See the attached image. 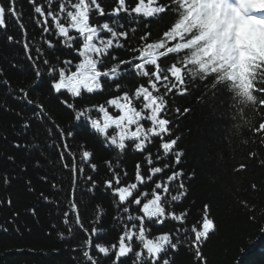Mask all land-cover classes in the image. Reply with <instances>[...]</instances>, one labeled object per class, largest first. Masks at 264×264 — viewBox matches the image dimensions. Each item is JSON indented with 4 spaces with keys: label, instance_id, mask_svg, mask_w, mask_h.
Here are the masks:
<instances>
[{
    "label": "snow or ice",
    "instance_id": "6c2138e0",
    "mask_svg": "<svg viewBox=\"0 0 264 264\" xmlns=\"http://www.w3.org/2000/svg\"><path fill=\"white\" fill-rule=\"evenodd\" d=\"M57 2L58 10H54L52 5ZM29 4L39 19L42 32H51L55 38L54 43L53 39L42 37L43 44L49 49L74 50L78 59L76 63L72 59H57L55 56L48 59L41 47L30 44L27 39L23 12L17 9V0H0V29L8 28V18L17 21L24 36L22 48L27 68L36 77L29 89L18 90L26 104L33 105V108L30 109L31 116L27 118L22 111L16 113L21 120L22 136L13 142V146L18 150L29 145L39 149L41 144L35 141L40 140L43 134L46 133L49 139L53 132L57 134L63 148L62 151L58 150L61 168L71 173L67 205L69 210L62 213V223L67 226V237L73 236L74 226L87 233V239L78 247L83 250V257L88 264H98L91 254L93 248L105 257L114 255V264H119L122 258L130 255L136 258L134 264H175V256L172 254H178L184 247L194 250L198 264H208L201 249L216 228L214 219L209 215V205H204L200 227L193 224L191 228L183 227L187 211L178 213L172 209L173 204L182 202L189 195L185 176L191 182L196 179V172L186 173L181 167L189 149L180 147L183 137L174 136L172 121L166 118L167 97L174 91L187 95L195 84L206 83L211 77L212 92L198 96L197 103H204L218 87H225L243 124L248 125L255 134L264 133V120L258 126L252 125L244 111L246 108L253 112L264 109V0H172L167 6L160 4L159 0H138L131 8L126 5V0H118L117 6L107 14L114 19L111 23L105 21L102 24L91 19L93 11L100 17L105 16V9L98 0H46V3L29 0ZM121 14L150 19L170 14L173 19L163 25L166 30L162 31V38L147 42L151 33H145L139 37L142 42L139 47L129 45L131 58L121 59L113 53L125 49L130 38V32L124 30L119 19H115ZM49 21L52 22L51 28ZM135 31L136 29L131 30L132 33ZM5 39L9 45L20 43L12 35ZM173 57L180 58L173 60ZM169 60L172 62L167 67H162V63ZM9 63L13 68L19 67L11 61ZM5 71L0 67V76ZM128 76L132 77L133 82L137 77L143 78L146 84H137L134 91L125 90L120 81ZM4 83L8 85L10 81L5 80ZM42 85L46 86L49 98L34 104L29 99L30 91L34 92ZM109 86H113L119 94L111 96L105 104L77 107L75 101L83 94L103 92ZM53 102L71 110L74 121H84L83 131L97 139L105 150L112 149L120 154L129 147H134L144 155L143 174L141 164L137 163L135 182L121 184V171L125 177L128 175L127 171L119 169L115 161L107 159L103 163L109 169L110 179L97 180L91 175L84 176V165L92 172L98 170L99 165L91 162L94 152L86 150L85 144V150L80 153L79 162L77 161V154L70 150L68 140L74 139L79 132L66 130L54 122L50 114L52 110L45 107L46 103ZM109 107L115 109L117 114L113 115ZM93 111L102 114V118H93ZM175 111L181 110L176 108ZM183 112L189 114L192 108L185 107ZM47 124L51 127H46ZM145 124L149 126L145 127ZM25 135H31L32 140L25 141ZM154 140L160 141L155 161L153 152L148 150ZM261 143L264 144V136L261 137ZM44 147L55 145L45 144ZM161 153L173 158L176 169L169 164L154 166L162 163ZM251 155L254 156L255 153ZM6 158L10 162H15L16 159L15 156ZM48 163L49 166L53 165L52 161ZM260 163L264 166V161ZM34 166L43 167L40 160H36ZM27 167L26 164L23 165L21 171H26ZM245 168L246 165L241 163L236 170L242 171ZM165 172L168 173L166 179L154 181L155 176ZM81 176L87 182L89 193L95 195L98 189L103 188L116 198L115 206L120 213L118 219L123 229L118 244L93 245V237L103 232L102 228L95 225L101 223L100 218L104 213L100 205H93L96 216L90 224V231L85 228L80 213L81 205L77 203V182ZM12 178L5 175V184H9ZM41 179L48 182L47 174ZM146 183H153L154 186L151 192L141 193L139 188ZM173 184L176 187H172ZM31 185V180L24 181L29 193L35 191ZM52 187L56 188L57 185L53 183ZM62 187L61 184V189ZM252 188L255 190L256 185L253 184ZM41 196L46 202H54L43 193ZM7 203L11 205L12 200L8 199ZM55 203L59 207V202ZM133 206L138 209L136 214H133ZM29 211L38 223L37 208L33 206ZM70 215L74 220L70 221ZM169 220L180 226L151 235L148 224L162 227ZM0 231L7 232L8 229L0 225ZM59 235L62 240L67 238L64 232ZM261 236L264 237V227L261 229ZM134 240L139 245L138 249L133 246Z\"/></svg>",
    "mask_w": 264,
    "mask_h": 264
},
{
    "label": "trees",
    "instance_id": "16d2710c",
    "mask_svg": "<svg viewBox=\"0 0 264 264\" xmlns=\"http://www.w3.org/2000/svg\"><path fill=\"white\" fill-rule=\"evenodd\" d=\"M98 2L105 9V16L100 17L93 11L91 19L100 24L105 21L111 23L114 18L107 14L117 6L118 0H98ZM136 2L138 0H126V5L131 8ZM37 3H46V0H37ZM159 3L167 6L172 3V0H159ZM16 7L23 12L22 20L27 29V39L30 44L41 47L48 59H53L55 56L57 59H72L74 63L78 62L74 50L49 49L43 44L42 37L53 39L54 43L55 38L51 32L48 34L42 32L39 19L36 18L29 0H17ZM58 7V2L53 3L54 10H58ZM115 19H119L124 30L130 32V38L125 49L116 50L113 54L121 59H130L129 45L139 47L142 43L139 37L145 33H151L147 42L162 38V31L166 30L163 25L171 22L173 16L160 15L150 19L121 14ZM8 21V28L0 29V67L6 69L0 76V225L8 229L7 232L0 231V264H88L83 257V250L78 247L87 239V233L74 226L73 236L67 237V226L62 223V213L69 210L67 205L71 173L61 168L58 150L62 151L63 148L57 134L53 132L51 139L46 133L43 134L40 140L35 141L41 144L39 149L29 145L25 149L18 150L13 146V142L22 136L21 120L16 113L22 111L27 118L31 116L30 109L33 108V105L26 104L18 90L29 89L36 77L27 68L26 56L22 48L24 36L21 34L18 23L11 18H8ZM49 27H52L51 21H49ZM132 29H136L135 33L131 32ZM8 35L14 36L20 43L9 45L5 39ZM35 54L33 51V56ZM9 61L18 64L19 67H11ZM171 62V60L165 61L162 67H167ZM41 71H44L43 65H41ZM5 80L10 83L5 85ZM120 82L125 90L133 91L137 84H146V80L139 77L133 82L131 76L125 77ZM212 84L213 80L210 77L206 83L195 84L187 95H180L174 91L167 97L166 118L172 121L171 128L174 136L183 137L180 147L189 149L181 167L186 173L196 172V179L191 182L185 176L189 195L182 202L173 204L172 209L178 213L186 210L188 215L183 227L191 228L193 224L200 227L204 205H209V215L214 219L216 228L213 233H210L209 239L201 249L208 264H264V237L261 236V229L264 227V166L260 163L264 161V144L261 143L264 133L255 134L248 125L243 124L230 102L229 93L225 87H218L204 103H197L198 96L212 92ZM161 92H163L162 87ZM118 94L113 86H109L103 92L85 93L81 98L76 99L75 103L78 108L105 104L111 96ZM48 98L44 85L34 92L30 91L29 94V99L34 104L42 103ZM45 107L52 110L50 114L56 124L74 133L79 132L74 139L68 140L70 150L77 154L78 162L80 153L85 150V144L86 150L94 152L91 162L99 165L98 170L92 172L87 165H84V176L91 175L97 180L110 179L109 169L103 163L107 159L115 161L119 169L127 171L126 177L121 171V184L135 182L134 173L137 163L141 164L143 174L144 155L137 152L134 147H129L120 154L112 149L105 150L97 139L83 131L84 121H74L71 110H66L57 102L46 103ZM185 107L192 108V112L184 114ZM176 108L181 111L176 112ZM109 111L113 115L117 114V111L111 107ZM244 111L251 119L252 125L258 126L261 120H264V109L253 112L250 108H246ZM91 115L93 118H102V114L95 111ZM45 126L51 127L50 124ZM148 126L145 124V127ZM24 140L31 141L32 136L25 135ZM159 143L160 141L154 140L148 149L153 152L154 161ZM45 144L55 145V147H44ZM251 153L255 155L252 156ZM160 155L162 163L154 166L169 164L176 169L177 166L172 162L171 156L166 157L163 153ZM8 156H15V162H10L6 158ZM65 159H68L67 152ZM36 160H40L42 168L34 166ZM48 161H52L53 165L49 166ZM241 163L245 164L246 168L237 171ZM25 164L28 166L27 170L21 171ZM45 174H47L48 182L41 179ZM167 174V172L158 174L154 177V181L166 179ZM5 175L13 177L9 184L4 182ZM84 176H81L77 182V203L81 205L80 213L84 219L85 228L90 231V224L96 216L93 205H100L104 213L100 218L101 223L95 225L102 228L103 232L93 237V245L96 243L118 244V238L123 229L118 219L120 213L115 206L117 200L110 191L103 188L98 189L95 195L89 193ZM25 180H31L34 192L26 191ZM53 183L57 185L56 188L52 187ZM253 184L256 185L255 190L252 188ZM153 186V183L143 184L139 191L151 192ZM172 187L176 185L173 184ZM41 193L54 202L44 201ZM8 199L12 200L11 205L7 203ZM55 201L59 202V207ZM33 206L38 210V223L29 211ZM132 211L136 214L137 207L133 206ZM15 213L19 215H14ZM69 219L72 221L74 217L70 215ZM179 226L171 220L162 227L147 225L152 236L171 231ZM60 232H64L67 238L62 240ZM133 246L139 248L137 241H133ZM91 254L98 264H114V255L105 257L95 248ZM172 255L175 256V264H198L193 249L184 247L178 254ZM135 259V256L130 255L122 258L119 264H134Z\"/></svg>",
    "mask_w": 264,
    "mask_h": 264
}]
</instances>
